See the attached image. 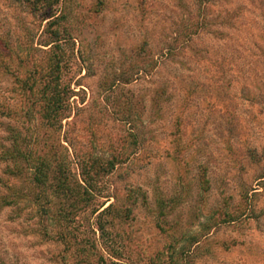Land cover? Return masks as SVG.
<instances>
[{"label": "rangeland", "instance_id": "374dc122", "mask_svg": "<svg viewBox=\"0 0 264 264\" xmlns=\"http://www.w3.org/2000/svg\"><path fill=\"white\" fill-rule=\"evenodd\" d=\"M52 1L0 0V264H264V0ZM12 132L89 190L67 220Z\"/></svg>", "mask_w": 264, "mask_h": 264}, {"label": "trees", "instance_id": "16d2710c", "mask_svg": "<svg viewBox=\"0 0 264 264\" xmlns=\"http://www.w3.org/2000/svg\"><path fill=\"white\" fill-rule=\"evenodd\" d=\"M52 0H25V3L29 4L32 10H36L38 8L37 6L40 5L41 8H45L48 5H52ZM59 42V38L56 37L52 43ZM51 43V44H52ZM3 41L0 37V56H2V49L4 48ZM43 80V79H40ZM54 82H38L35 80L33 83L30 81L27 84V90L33 92L35 89H38L40 95L38 98V101H36L35 93L30 96L29 100L30 101H35L37 105H39L40 109L38 110L41 111V118L43 119L44 122H47L48 125L50 126H55L57 122L60 123L63 118H65V115H62V110L64 109L63 104L65 102V98L63 97V91H60V76H56L53 78ZM38 85V87H37ZM2 108V105L0 104V109ZM29 112V109L26 110V114ZM13 130V129H12ZM13 138H14V145L12 149H8L6 152V159L10 160L13 165H16L15 167L20 168V164L22 165L23 169H21V174L24 171H33L34 173L32 174L29 178V188L30 189H36L37 195L39 196V191H41L42 187L44 189L51 190L49 194L46 193L45 199L47 203L55 205L57 204L59 206L62 205L63 200H66V204L61 206L59 209V212H57L58 216L60 218L66 217V214L70 215L68 213V203H70V199H73L75 193L76 197L82 198V196H86L89 193V190L87 187L84 185L80 184V182H77L74 186L70 185V174L66 173V170L63 169V160L58 158V155L56 153L49 154L48 151H41V154L35 159L33 155H30L28 153V147L25 146L23 147L20 145L21 142V137L19 134L12 132ZM56 163V166L54 165ZM19 166V167H18ZM111 168L115 166V164H111ZM20 170V169H19ZM13 171L14 170H10ZM11 172V174H13ZM15 174V173H14ZM27 174V173H26ZM28 176V174H27ZM48 187V188H46ZM39 190V191H38ZM23 193V190L21 194ZM31 190H29L27 193L22 195V198H32L34 200H37L39 197H35L36 195H30ZM34 194V192H33ZM16 199H20V193H15ZM52 198V199H51ZM79 198V199H80ZM19 201V200H18ZM17 201V202H18ZM20 202V201H19ZM78 202V201H76ZM70 205V204H69ZM73 206H70L73 209ZM52 211L49 207V209H46V212ZM48 213V214H49ZM68 217L65 218L67 220Z\"/></svg>", "mask_w": 264, "mask_h": 264}]
</instances>
